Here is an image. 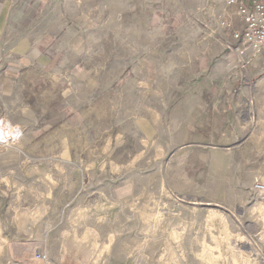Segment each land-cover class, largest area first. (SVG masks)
Listing matches in <instances>:
<instances>
[{"label": "rangeland", "instance_id": "rangeland-1", "mask_svg": "<svg viewBox=\"0 0 264 264\" xmlns=\"http://www.w3.org/2000/svg\"><path fill=\"white\" fill-rule=\"evenodd\" d=\"M26 1L24 18L16 21L20 31L38 24V31L65 28L72 43L67 60L45 67L23 61L19 72H12L13 54H2L1 76L39 79L38 99L24 89L21 115L11 114L14 93L0 110V172L17 183L1 193L8 203L4 220L12 228L19 210L23 225L31 221L44 236L36 261L264 264V233L255 222L264 221V211H254L264 205V194L255 190L260 182L229 206L176 194L165 188L159 165L144 154L147 145L132 128V121L157 120L159 110L165 115L177 106L216 69L222 46L235 50L236 9L218 0ZM255 77L262 81L252 106L264 156V70ZM83 115L88 129L79 127ZM35 129L38 143H24Z\"/></svg>", "mask_w": 264, "mask_h": 264}, {"label": "crops", "instance_id": "crops-1", "mask_svg": "<svg viewBox=\"0 0 264 264\" xmlns=\"http://www.w3.org/2000/svg\"><path fill=\"white\" fill-rule=\"evenodd\" d=\"M29 1L30 4L42 3L39 0ZM27 6L26 0H0V67L6 65V60L2 59V54L6 52L16 58L12 62L14 69L23 61L26 64L37 61L35 65L45 67L63 57V61L67 60L72 43L63 35L68 29L54 30L49 26L38 31V24L28 32L19 30L16 21L24 18ZM232 18L235 24L230 29L232 34L240 32L242 20L236 14ZM230 42L236 45L234 40ZM222 47L224 54L216 69L210 75L202 76L192 90L184 92L177 106L165 115L159 110L157 120L141 118L135 122L136 125L132 121V128L141 133L143 143L147 145L148 150L144 154L149 152L150 160L159 165L166 189L180 195L199 197L204 203L229 206L249 196L256 182L264 184V156L257 148V143H260L259 125L252 106L261 92L259 85L262 81L259 82V79L263 76L258 79L255 76L264 70V51L256 55L248 51L241 56L232 46ZM254 69L255 74H252ZM19 71L15 69L12 72ZM38 80L27 75H0V100L4 102L0 103V110L5 107L7 96L14 93L11 114L21 115L23 100H26L24 89L30 88L31 99L37 98L35 89ZM50 80L51 84L60 82L59 79ZM8 83H13L14 88L5 89L4 85ZM67 122L64 127L70 126L73 121ZM88 122L89 117L83 115L79 127L88 129ZM20 127L21 124H14L19 133L24 131ZM38 130L26 132L24 143H38V138H34L39 134ZM85 139L88 140V137ZM6 186L16 188V179L0 172V260L43 264L34 258L37 245L44 239L36 226L32 227L31 221L23 225L20 211L16 209V223L12 228L4 220L8 214V203L1 193ZM254 209L256 212L264 211V205ZM255 222H258L256 226L263 234L262 217L256 218Z\"/></svg>", "mask_w": 264, "mask_h": 264}, {"label": "built area", "instance_id": "built-area-1", "mask_svg": "<svg viewBox=\"0 0 264 264\" xmlns=\"http://www.w3.org/2000/svg\"><path fill=\"white\" fill-rule=\"evenodd\" d=\"M227 7L235 8L237 15L244 23L243 29L234 35L238 45L235 51L243 56L246 52L252 51L259 54L264 50V0H218ZM226 18V17H225ZM232 21L226 18L223 26L231 27ZM256 192L264 194V184L255 185ZM44 257L39 255L38 259Z\"/></svg>", "mask_w": 264, "mask_h": 264}]
</instances>
